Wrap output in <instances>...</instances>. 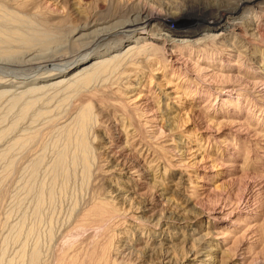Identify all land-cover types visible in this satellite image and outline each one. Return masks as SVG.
Masks as SVG:
<instances>
[{
    "label": "rangeland",
    "instance_id": "374dc122",
    "mask_svg": "<svg viewBox=\"0 0 264 264\" xmlns=\"http://www.w3.org/2000/svg\"><path fill=\"white\" fill-rule=\"evenodd\" d=\"M139 1L136 4L137 0H0V20L5 13L14 12L27 25L32 23L23 28L21 22L18 26L17 23L5 26L1 20V30L16 27L23 28L19 30L22 33L44 30L58 37L55 40L58 43L50 42L44 50L34 48L30 55L13 44V51L17 49L14 52L17 55L10 56L13 61L5 62L9 58L0 57V82L8 86L4 89L21 93L36 87L42 76L62 70V65L73 59L85 41L75 44L68 35L72 27L82 25L87 17L98 20L114 17L116 21L135 11L139 4H146L153 9L161 7L168 14L185 10L179 17L167 19L166 24L171 30H186L184 26L193 18L210 19L213 14L210 8L203 13L196 10L202 0ZM216 1L207 0L209 4H224L222 0ZM249 12L250 16L255 13ZM260 12L261 15L255 13L253 33H261L263 37L251 47L258 52L248 67L240 65L246 71L241 69L240 75L237 71L233 73L234 80L228 84L213 80V68H203L196 74L193 64H201V59L197 61L192 55L180 57L184 78L174 75L158 78V74L151 79V68L143 65L142 72L137 69L132 73L136 78L130 81L131 85L125 76H111L112 79L103 76L88 88L72 89V93L71 88L66 92L64 87L37 92L26 95L15 105L9 103V98L1 99L0 264H29L35 250L36 264H64L76 259L86 263L89 253L102 245H108L110 257L117 258L123 244L133 247L142 238L149 245L152 237H158L156 241L161 245L152 247L151 242L149 249L153 251L135 252L130 263L134 259L142 264H160L165 251L181 261L191 240L207 231L211 234L204 238V247L217 249V264H264V87L251 85L255 62L264 52V11ZM191 29L193 26L188 30ZM89 60L79 62L66 74ZM159 79H168L170 84L161 87ZM141 85L142 88L135 89ZM170 85L179 87L183 99L178 101L169 96ZM129 86L134 89L125 90ZM140 91L145 98H139L141 106L136 108L128 100L132 101L131 95ZM35 94L40 98L35 107L21 114L22 104ZM239 94L246 98L242 108L235 110V105L227 108L225 100L241 98ZM86 104L91 106V116L94 115L85 136L91 152L87 170L82 160L75 158L79 157V148L71 125L65 129L74 131L71 138L64 136V126ZM116 138L121 139V147L127 144L126 163L137 167L132 179H126L127 175L117 170L116 157L103 149L105 141ZM63 150L67 151L61 166L63 163L59 165L57 158ZM95 205L104 210L113 208L115 213L105 217L104 223H94L89 217L84 222L86 212ZM151 217L164 219L161 226H153ZM161 231L165 234L159 238L157 234ZM109 262L113 264L112 259ZM115 262L122 264L118 258ZM123 263L126 264L125 259Z\"/></svg>",
    "mask_w": 264,
    "mask_h": 264
},
{
    "label": "bare ground",
    "instance_id": "6f19581e",
    "mask_svg": "<svg viewBox=\"0 0 264 264\" xmlns=\"http://www.w3.org/2000/svg\"><path fill=\"white\" fill-rule=\"evenodd\" d=\"M222 1L224 4H218V3H213V2H210V4H209L207 2V0H202V3H199V4L197 3L195 8L198 12L203 13L205 10L210 8L213 10V14H211L212 16L210 19H199V18H203V17H198L197 19L193 18V21L190 24H186V26H184L185 28H188V29L190 26H193V29H191V30H188V29H186V30H181V29L180 30L179 29L171 30L166 24L167 19L179 17V15L184 13L185 10H183L181 12L177 11L178 13H172L171 12L172 14H168L161 7L157 6V8L153 9V6L151 7V5L150 6L148 5L149 7H146L145 6L146 4L141 5V6L139 4V8L136 7L137 9L135 11L128 13L127 16H125L123 18L121 17L122 19H118L116 21H115L114 17H110V18L108 17L106 19H100V20L87 17L85 19V22H83L82 25L72 27L73 29L70 31V33L68 35L69 40H71V42H73V43L75 42V44L76 43L79 44V41H84V40L85 41L83 42V46L81 45L82 48L79 46L80 50L73 57V59L72 60L70 59V62L69 63L67 62L68 64L62 65V70L57 71L58 72L57 74H50L48 72L49 73V74L47 73L48 75H44V76H42V78H39V79H41V80H39L41 84L40 83H38L37 85L35 84L36 87L27 88L26 91H22L21 93L10 92L8 90H5L4 88H6L8 86H6L5 82L1 81L0 82V101H2L3 98H4V100L7 101V98H9L8 99L9 103L11 102L12 104H14V103L16 104V103H18L19 100H21L26 95H33L34 93L37 94V92L43 93L45 91L47 92L49 90H54V89L58 90L61 87H64V91L66 90V92H67V90H69L71 88L69 92L72 93L71 92L72 89H73V91H75L79 87L84 88L85 86H87V88H88L89 84L92 85L91 84L92 82H96V80H98V78L103 77V76L109 77V78L111 76L113 78L114 77L119 78V77L125 76L127 78V81L130 82L135 77L134 75H132V73L135 72V70L140 69L143 65H146L147 67L151 68V75L149 74L151 76V79L155 75H158V74L160 75L158 78L171 77L172 75L176 76L177 78L181 77L182 75H184V77H185L186 75L183 73V71H181V67L183 65L181 63H183V62H180V61H182L183 57H182V59H180V57L181 56H187L188 58H190V56H192V55L196 56L197 61H199L201 59V64H199L198 62H195V64H193V70L195 71V73L198 71L201 72V70H204L203 68H213L214 69L213 74H212L213 78H214L213 80L216 79V81L218 80L220 82H225V83L230 82L234 78L233 73H235L237 71V74L240 75V71L242 69L240 67V65L244 66V67H248L247 66L248 63L251 61H254V56H255L254 53L258 52V49H255V48L251 49V47L256 45V41H260L263 37V35L261 33L257 32V35H255L253 33V31L256 29V27H255L256 23H254L255 22V16H257L256 14L261 15L262 12H260V11H264V0H222ZM138 3H140L139 0H137L136 4H138ZM154 7H156V6H154ZM249 11L255 12L256 14L253 13V16H250ZM241 12L246 13L247 16H244L242 14V16L240 17L239 13H241ZM1 20H2L3 25H5V26H6V24H10V23L11 24L17 23V26H18V23L21 22L22 25H20V26H23V28H24V25L27 23L26 20L21 19L19 16L15 15L14 12L8 13V14L5 13L1 17ZM28 24L29 25H27V24L26 25L29 28V26H31L30 24H32V23H28ZM184 27L182 29H184ZM23 28H20L19 30H22ZM28 28H27V30H28ZM33 28H31V29H33ZM6 30L0 29V57H1V59H2V57H4V58L6 57V59H7V57L9 58V60H7V61L4 60L5 62H9L10 60H12V59H10V56H12L14 54V52H16V50H17V49H15V51H13V49H14L12 46L13 44L18 45V47H20L21 50H23L26 53V55H30V54H32V52H35V50H33L34 48L39 49V47H40V48H43V50H44V48L47 45H49L50 42H54V44H55L57 42V41L55 42V40H57V38H58V37H56V35H52L51 33L43 32L44 30L42 32H39L36 30H31L27 33L20 32L17 29V27L11 28V29L9 28L8 31H6ZM250 32H251V34L248 35V33H250ZM255 38H257V39H255ZM262 41H264V39ZM124 43H126V45L124 46L125 48L120 49V47L122 45H124ZM56 46H58V45H55V47ZM47 49L48 48H46V50ZM37 52H39V51H37ZM213 52H215V54ZM19 53H20V50H19ZM14 55H17V54H14ZM21 55H22V53H21ZM35 57H36V55H35ZM188 58H186V60ZM46 59L48 60V58H46ZM86 59L87 60L91 59V60H89L86 63H83V65H81L79 68H77V69L73 70L72 72L66 74L69 70H71L73 67H75V65H78L79 62L86 61ZM28 60H31V59L28 58ZM223 60L227 61L226 64L223 62ZM21 62H23V60ZM231 62H233L234 64L231 65ZM28 63H29V61H28ZM49 63H50V60H49ZM185 64L188 66L189 63L187 64V62L185 61ZM13 65H14V63H13ZM59 65H58V67H59ZM186 65H185V67H186ZM255 66H256V68H255L256 71H253L254 80H253V83H251V85H253V86L255 85V87H256V85L261 84L264 87V83H263L264 82V52L261 54L260 58H258L256 60ZM248 69H250V68H247V70ZM47 70H49V69H47ZM222 70L226 71L227 74H223ZM242 70L244 71V69H242ZM52 72H53V70H52ZM141 72H142V70H141ZM141 72H140V74H141ZM244 72H242V73H244ZM170 73H172V74H170ZM112 77L110 79H112ZM151 79H149V80H151ZM235 80H237L236 77H235ZM255 81H257V82H255ZM107 82H108V80H107ZM162 82H164L165 84H163ZM131 83L132 82L127 83V84L131 85ZM14 84H15V82H14ZM136 84H139V83H136ZM158 84L161 87L162 86H168L170 84V81L168 79L167 80L166 79H159ZM16 85H17V87H19L18 84H16ZM246 85H247V83H246ZM28 86L29 85H27L26 87H28ZM142 86L143 85H141L135 89H140V88H142ZM129 87H126L125 90H129V89L133 90L134 89L132 87H130V88ZM171 87H172V90H171V92H169L170 93L169 96L170 95L174 96L173 99H176L178 101L181 100V98L183 99L184 94L181 93V90L179 89V87H176V86H171ZM167 88L168 87H166V89ZM64 91H62V92L65 93ZM69 92L66 94H69ZM133 92L131 91V94H133ZM142 92L140 91V92L134 93V95H131L132 101L128 100V102L132 103V105H134L136 108H139L141 106V105H138V102L140 101L139 98H145L144 97L145 95L144 96L141 95ZM243 92H246V91H243ZM57 93H60V91H58ZM128 93H129V91H128ZM186 93H187V91H186ZM205 93L210 94L209 92H206V91H205ZM36 94H35V97L30 96L28 98V100L24 104H22L23 107L21 108V111H20L21 114H26L27 111L32 106H34V104L37 102V100L40 99L38 96H36ZM262 94H264V93H262ZM209 96H211V95H209ZM238 96H240L241 98L237 97L234 100H228V99L225 100L226 101L225 104L227 105V108L230 109L229 105H235V110L242 108V105H243L246 98L243 97L242 94L241 95L239 94ZM64 98H65V96H64ZM263 100L264 99H262V101ZM60 103H61V101H60ZM91 111H92L91 106L86 104V106L82 107L80 109L79 113H77V115L74 118H72L73 120L71 122H68L64 126L65 128L63 127L65 130L66 128H69L71 125L72 129L75 130V138H74L75 141L74 142H75L77 148H79V154H78L79 157H75V158H80L79 160H82L81 162L83 163L85 170H87V163H88L87 158H89V154L91 153L90 148L87 145L86 139H85L86 132H87V129L89 127L88 124L90 125V123H92L91 121L94 119V118L91 119L94 116V115L91 116V114H92ZM243 112H244V110H243ZM21 114H20V117H21ZM262 120H263V118H262ZM89 121H90V123H89ZM67 125H69V126H67ZM72 132H74V131L67 129V130H65L66 135H64V136H66V138H68V137H70V134H72ZM62 133H63V131H62ZM1 135H5V134L3 133ZM25 139H27V138H25ZM66 141H67V139H66ZM17 142H19V141H17ZM74 142H73V144H74ZM121 143L122 142H121L120 138H116L114 140L110 139V140L104 142V146H103L104 148L103 149L107 152V154H110L109 156H111L112 158H113V156L116 157V162L118 163L117 170H119L123 174L127 175L126 179H128V178L132 179L135 176V174L138 172L136 169L137 167L135 165L132 168V166L130 164L128 165L126 163V159L128 156H126L127 151L124 148H127L126 147L127 144L124 145V147H121ZM45 148H47V147H45ZM117 148H118V150H117V152H115L114 150ZM64 151H67V150H63V152H60V156L57 158V162L59 165L62 164L66 159V157H65L66 153ZM44 155H46V154H44ZM73 161H75V160H73ZM54 165H57V164H54ZM61 166H64V163ZM34 167H35V165H34ZM134 168H135V171H132V170H134ZM103 208L104 207H101V209H100L98 207V205L93 206L92 208L89 209V211L86 212L85 217H84L85 219L83 218L82 220L85 222L86 217H89L90 220L91 219L93 220V222L95 221L97 223H101V222L104 223L103 222L104 218L105 217L107 218L108 216H112L113 212L115 210L113 208H111L110 210H108V209L104 210ZM110 213H112V215H110ZM162 220H164V219H162L161 217L156 218V219H152V217H151V219L149 221L151 223H153L152 224L153 226L159 227L162 224ZM90 223H91V221H90ZM81 224L84 225V223H81ZM164 234L161 231L160 234H157V236H159V238H160L161 235H164ZM210 234L211 233L210 232L208 233V231H207V233L205 232V234L200 236V238L192 239L191 243L190 244L188 243L189 244L188 250H187V252H185V254H184L185 257L182 258L183 260H181V261H178L177 260L178 258L177 259L174 258V256L171 255L169 251H165L162 255L163 258H162L161 262L159 261L160 264H217V261H216L217 249L215 250L214 247H212V246H211V248H208L206 246L207 247V250H206L205 249L206 247H204L205 242H206V240H204V238L205 237L208 238V236ZM100 238H101V236H100ZM153 238L154 237H152V241L150 240L151 242H153L152 247L153 246L154 247L160 246L161 244H158L159 242L156 241L158 239V237H155L154 239ZM151 242H150V244H151ZM144 243H143L142 238H141V241L139 240L136 244H134L133 247H128V246H126V244H123L120 247V250L118 251L119 255L118 256L116 255L118 258V261L122 262V264H125V263H123L124 259H125L126 264H142L140 262H135L134 259H132L133 262H131V263L129 261H131V257H134L135 252L139 253L142 249H145L148 251L149 250L153 251V249H151V248L149 249V247L151 246L150 244L146 245V243L145 244ZM107 244H108V241H107ZM144 245L146 247H144ZM162 245H164V244H162ZM95 246H97V245H95ZM167 247H168L167 249H169V245ZM109 252H110V250L108 249V245H102L101 247L96 248V249L92 250L91 253H89L86 263L79 262L76 259L75 261L72 260L70 262H64V264H108L110 259H112L113 264H116L117 262H115V261H117V258L115 256H114L115 258L110 257ZM30 257H31V260L29 259L31 261L30 263L36 264V262L38 260L37 251L36 250L33 251V253L31 254ZM220 257H221V255H220ZM137 261H139V260H137ZM220 261H222V260L220 259ZM109 263H111V262H109ZM218 264H222V262L221 263L219 262Z\"/></svg>",
    "mask_w": 264,
    "mask_h": 264
}]
</instances>
